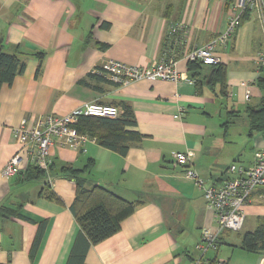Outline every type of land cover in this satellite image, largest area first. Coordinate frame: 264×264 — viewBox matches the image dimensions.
<instances>
[{"label":"crops","instance_id":"obj_1","mask_svg":"<svg viewBox=\"0 0 264 264\" xmlns=\"http://www.w3.org/2000/svg\"><path fill=\"white\" fill-rule=\"evenodd\" d=\"M234 3L0 0L4 52L25 63L10 85L0 87V264H67L84 244L80 264H264V251L242 247L243 234L264 225V187L242 208L241 231L224 230L216 248L201 254L196 246L205 230L216 233V218L185 174L193 171L217 187L236 176L230 165L247 168L264 148L263 135L249 136L245 114L261 96L256 81L264 74L258 65L264 27L259 24V41L238 42L235 31L225 47L216 48L226 70L223 88L210 83L211 66L194 70L184 59L225 30L237 12ZM170 26L178 27L172 36ZM163 57L177 62L180 81L120 86L92 73L110 60L149 68ZM94 102L118 110L124 104L133 112L136 126L129 130L142 139L124 156L89 137L82 149L54 144L40 179L22 180L29 166L24 159L15 176H2L19 152L14 130L23 120L31 127L39 116H64ZM178 152L193 154L190 166L174 165ZM63 167L83 170L86 189L99 186L135 206L114 235L94 245L80 238L71 209L76 181L63 176Z\"/></svg>","mask_w":264,"mask_h":264},{"label":"built area","instance_id":"obj_2","mask_svg":"<svg viewBox=\"0 0 264 264\" xmlns=\"http://www.w3.org/2000/svg\"><path fill=\"white\" fill-rule=\"evenodd\" d=\"M234 8L237 12L230 17L225 30L209 42L195 47L184 56V59L188 62H199L203 66L220 64V59L214 55V52L218 47H225L231 40L239 16L245 10L254 13L264 27V0H235ZM177 29V26H170L169 36L174 35ZM176 63L172 59L163 57L154 66L140 68L110 60L100 68L94 69L92 73L95 76L106 77L120 86L142 80L178 82L181 75L175 70ZM258 65L264 66V52L258 57ZM245 98L247 99L248 95H245ZM119 112L114 106L94 102L84 104L81 108L64 116H39L31 127H26L23 120L20 127L14 130L20 145L19 152L5 164L1 172L2 176L5 178L15 176L19 172L22 159L28 165L48 172L51 165L50 150L54 144L71 149H82L89 141L90 138L87 135L79 134L74 128L80 116L115 118ZM172 157L174 165L180 167L190 166L193 160L191 152L174 153ZM228 171L235 173L236 176L225 180L217 187L206 185L193 171L185 172L186 176L194 180L201 189L207 208L214 212L216 218V233L211 234L205 230L202 242L196 246L201 254L216 248L218 236L224 230L241 231L245 220L242 208L248 204L255 189L264 187V148L255 153L251 166L244 168L232 164Z\"/></svg>","mask_w":264,"mask_h":264},{"label":"trees","instance_id":"obj_3","mask_svg":"<svg viewBox=\"0 0 264 264\" xmlns=\"http://www.w3.org/2000/svg\"><path fill=\"white\" fill-rule=\"evenodd\" d=\"M248 13L249 10L243 11L239 19L243 14L247 16ZM189 64L194 70L203 66L196 61L189 62ZM211 67L213 72L210 83L213 85L218 83L223 88L226 76L224 66L218 64ZM24 69L25 63L16 54L4 52V45L0 40V87L10 85ZM256 82L261 93L259 103L256 106L247 107L245 114L248 121L249 136L253 134L264 136V74L258 77ZM119 107L120 113L115 118L80 116L74 128L79 134H85L96 140L101 147L124 156L129 146L138 143L142 136L129 130L136 126L131 109L124 104H120ZM83 172V170H75L71 167L61 169L64 177L76 181L75 199L71 209L80 227V238L86 240L87 244L94 245L114 235L118 231L121 221L133 212L135 206L99 186L86 189L83 180L81 181ZM42 176H44V171L29 165L23 174V179L22 177L21 179L32 181L40 179ZM86 247L85 244L80 249L76 246L67 264H80ZM242 247L248 252L264 251V225L252 233L243 234Z\"/></svg>","mask_w":264,"mask_h":264},{"label":"rangeland","instance_id":"obj_4","mask_svg":"<svg viewBox=\"0 0 264 264\" xmlns=\"http://www.w3.org/2000/svg\"><path fill=\"white\" fill-rule=\"evenodd\" d=\"M259 24L260 23L257 20L256 15L254 13H251L250 18L243 22V26H241V28H237L238 27L237 26L235 29V31H236L235 35H237V33H238V36H237L238 42H241V40H243V39H244V42L247 39L251 40L252 37L255 40V42L259 41V39L261 38V36L263 34V32L261 30L262 27ZM231 45L232 44H229V48L231 47ZM252 102H254V100H252ZM239 124L240 123H237V125H239Z\"/></svg>","mask_w":264,"mask_h":264}]
</instances>
